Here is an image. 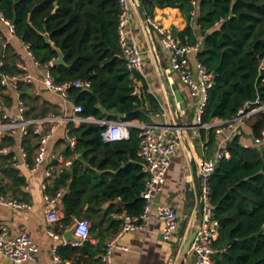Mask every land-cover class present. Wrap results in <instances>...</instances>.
<instances>
[{
	"label": "trees",
	"instance_id": "obj_1",
	"mask_svg": "<svg viewBox=\"0 0 264 264\" xmlns=\"http://www.w3.org/2000/svg\"><path fill=\"white\" fill-rule=\"evenodd\" d=\"M138 1L147 17L155 7L178 8L186 21L177 33L182 42L196 43L192 25L198 29L202 40L196 58L213 75L201 123L230 119L246 104L253 108L264 103V0H196L195 4L192 0ZM0 10L39 64L57 58L58 50L62 53L64 64L49 67L56 82L90 81L89 90L69 91L82 107L81 116L103 117L100 104L107 111L124 114V120L146 122L145 114L138 110L142 101L133 94V78L140 75L126 68L118 44V0H0ZM16 59L14 54L7 56L1 71L19 74ZM30 109L33 117L48 112L35 103ZM245 124L252 137L258 136L264 128V110L251 115ZM68 127L76 144L73 150L67 146L65 154L80 157H74L70 169L54 181L56 188L65 189L61 195L65 222L68 224L70 216L83 215L91 219L90 234L110 236L117 232L119 220L107 216L113 202L99 215L104 202L120 197L124 205L116 209L118 212L139 215L142 211L140 192L145 174L136 154L138 128L130 127L127 139L105 142L101 137L104 126L81 123ZM207 130L202 128L200 133L207 135V144L212 146L216 131ZM32 137L35 135L30 130L23 141L26 149L36 147ZM122 149L132 161L110 176V181H106L110 173L97 175L91 169L93 165L114 167L119 160H127ZM226 149L229 157L220 159L209 177L208 201L219 226L213 261L264 264V150L244 146L240 134L232 137ZM97 152L103 155L97 157ZM104 222L110 230L102 234ZM104 247L102 241L93 245L86 240L80 246H60L58 253L71 264H100L94 258Z\"/></svg>",
	"mask_w": 264,
	"mask_h": 264
},
{
	"label": "crops",
	"instance_id": "obj_2",
	"mask_svg": "<svg viewBox=\"0 0 264 264\" xmlns=\"http://www.w3.org/2000/svg\"><path fill=\"white\" fill-rule=\"evenodd\" d=\"M150 17H152L155 22L161 24L165 29L171 31L175 36H177V33L183 30L186 25V21L181 12L175 7H155ZM192 27L200 46L202 38L196 26L192 25ZM131 30L142 54L141 70L131 71L140 75L139 78H133L132 82L134 86L133 94L138 95L142 101L138 110L145 114L146 123H158L171 126L172 128L170 127V131L182 133L184 137L183 145L180 146L173 155L162 191L155 197L153 203V210L156 206L163 204L175 207L179 220L175 235L171 240H164L160 235L162 221L158 219L155 214H151L145 226L125 232L118 238V244L122 246V248L113 249L111 264H178L181 245L183 244L185 236L191 229L196 215L197 201L193 183L192 162H195L197 171L198 162L201 159L214 155L217 151L218 143L226 136L228 131L216 133L214 144L212 146L207 144V135L202 137L200 128L196 127L195 124V115L199 99L192 97L188 88L180 81L178 75L169 71L170 53L162 48L158 35L153 32L154 37L152 36V38L162 73L159 71L157 62L151 51L150 40L146 33L144 23L139 17L135 7L131 14ZM4 42L6 43L5 60L10 54L16 55L17 59L15 65L20 70L19 74L27 72L31 74L33 78L30 83H20L22 84L21 88H18V94L26 105L25 117L30 119L40 117L32 116L33 112L30 108L33 103L37 104L39 107H46L48 109L46 115L43 116L74 115V106L77 104L74 99L70 96V99L65 101L57 93L49 91L44 87L42 83L43 66L41 64L37 65L33 58L34 56L31 57L28 54L24 45L25 42L16 35H12L8 28L0 22V51L2 50V44ZM197 51L189 57L191 64L197 59ZM166 82L167 84H175L177 92L183 98L185 108L183 111L178 110L177 112V118L183 125L181 128L175 126L176 116L171 111ZM22 94L24 95L22 96ZM16 96L17 92L13 90L10 84L3 92L2 90L0 91V101L6 107H11L13 113L17 112ZM108 113H110V115L105 114L101 118L119 119L112 115L116 112L108 111ZM132 121L138 122V120ZM69 124L73 126L79 125L74 122H63L57 125L53 136L47 143L44 161L34 171H31L27 165L32 164L36 155V136L35 138L32 137L36 147L33 149L25 148V163H22L19 167H15L11 159L13 155H17L18 161L22 162V157L18 156L16 148L10 149L8 153L0 155V193L17 197L27 203V207L24 210H15L7 206H0V229L5 228L11 236L22 233L28 235L33 239L38 249L35 260L23 264H49L53 246L60 247L66 244L75 246L71 242L66 243L63 239V234L73 225L75 219L87 218L83 215L78 217L70 216V220L68 224H66V216L61 201V195L65 192V189L62 186L56 188L54 182L64 171L70 169L74 157H80V155L76 153L73 155L65 154V148L69 146L67 142V136L70 135ZM206 131L208 132L207 129ZM241 131L242 143L244 145H250L252 135L249 126L247 124L242 125ZM2 143H12V137L2 139ZM70 148L73 150L74 147ZM122 150L126 151L127 160H119L114 167H97V165H93L91 169L97 175L105 172L110 173L108 180H106L110 181V176L116 174L120 168H123L127 163L132 161L128 155V151L126 149ZM136 154L139 157L138 149ZM53 155H60L64 159L69 160L70 163L64 164L59 162L53 158ZM95 155L98 157L103 154L97 152ZM49 167H52L53 175L51 177H46L45 171ZM44 184L45 187H43ZM58 192H60L61 195L56 199L53 207L58 210L59 220L49 225L45 219L44 195L47 194L54 197ZM58 200H60V202H58ZM110 202H113L115 206L107 216L119 220V215L126 212L125 210L120 212L116 210L118 207L123 208L124 205L120 197L104 202L101 206L99 215L105 212ZM87 219L91 226V219ZM120 224L121 221L119 220L118 230ZM48 228H51L55 233L59 234V237L53 238L48 235ZM106 230L108 231L110 228H107V222H104L102 225V234H104ZM114 234L102 237L89 233L88 241L93 245H97L102 241L105 246L108 239ZM100 255L101 253L97 254L94 259L97 258L100 264H102ZM193 260L194 255L188 249L180 264H193ZM62 263L71 264V261L64 259ZM0 264L15 263L0 254Z\"/></svg>",
	"mask_w": 264,
	"mask_h": 264
},
{
	"label": "built area",
	"instance_id": "obj_3",
	"mask_svg": "<svg viewBox=\"0 0 264 264\" xmlns=\"http://www.w3.org/2000/svg\"><path fill=\"white\" fill-rule=\"evenodd\" d=\"M195 3L196 0H192V4ZM118 5L120 9L117 25L119 48L125 59L126 68L129 71H140L142 68V54L131 30V14L135 5L132 0H118ZM192 14L194 15V13ZM0 22L15 36L14 24L3 15L1 10ZM145 22L148 24L150 30H153L158 35L162 48L170 53L169 71L178 75L180 81L188 88L192 97L199 99L195 115L196 127L200 129L214 128L216 133L228 131L226 136L218 143L217 151L214 155L201 159L197 164V176L203 201L202 220L196 235L189 245V250L194 255L193 264H214L213 254L215 253V248L213 247V242L217 239L219 226L218 222L213 218L212 208L208 201L209 177L213 173L218 161L229 157L226 144L234 135L241 133V126L245 124L247 118L254 113L264 110V103L253 108L246 104L244 108L238 111L236 116L230 119H215L209 123H201V114L207 99V92L213 82V75L197 59L193 64L190 62V55L195 53L199 48L198 42L194 44L182 42L171 31L155 22L152 17L146 16ZM185 39H187L186 36H184ZM24 45L28 54L33 57L29 45L27 43H24ZM5 47L6 43L4 42L0 51V87L3 92L10 84L13 90L17 92V112L13 113L11 107H6L0 101V155L6 154L10 149L16 148L18 156L22 157V162L18 161L17 155H13L11 159L15 167H19L22 163H25L26 150L23 141L31 130L37 137V151L32 164L27 166H29L31 171H34L44 161L47 143L60 123H93L104 126V129L101 131V137L105 142L127 139L129 137V128L136 127L138 128V155L141 160L142 172L145 174L144 187L140 194L143 199L142 211L139 215H130L126 212L119 215V220L121 221L120 228L106 242L105 248L100 255V260L102 264H111L113 249L122 248L118 244V238L125 232L145 226L151 214H155L162 221L160 231L162 239L171 240L178 229L179 217L177 210L168 204L158 205L153 210V203L155 197L162 191L175 151L183 145L180 133L170 131L171 126L158 123L133 122L121 118L84 117L80 115L82 111L80 104L74 106L75 114L72 116L50 115L32 119L26 118L24 115L26 105L18 94V88L20 83H30L33 78L27 72L10 74L1 71L5 61ZM35 63L40 65L36 60ZM42 66V83L44 87L49 91L57 93L65 101L70 99L69 91L71 89H90V81L86 79L76 78L56 82L49 70V67L52 66L51 61ZM8 137H12V143L3 144L2 139ZM67 142L70 147H74L76 138L68 135ZM244 146H253L259 150H264V128L258 136L252 137L250 145ZM53 158L64 164L70 163L69 160L64 159L60 155H53ZM52 175V167H49L45 171V176L51 177ZM43 187H45V184ZM60 195V192L56 193L54 197L47 194L44 195L45 219L49 225L59 220L58 210L53 207V204ZM0 206L24 210L27 207V203L17 197L0 193ZM89 227L90 222L88 219H75L73 222V236L76 238V241L71 243L75 246H80L84 241L88 240ZM47 233L53 238L59 237V234L55 233L51 228L47 229ZM37 250L36 244L28 235L22 233L11 236L5 228L0 229V254L7 257L13 263L23 264L33 262ZM49 264H62L57 246H53L51 249Z\"/></svg>",
	"mask_w": 264,
	"mask_h": 264
},
{
	"label": "water",
	"instance_id": "obj_4",
	"mask_svg": "<svg viewBox=\"0 0 264 264\" xmlns=\"http://www.w3.org/2000/svg\"><path fill=\"white\" fill-rule=\"evenodd\" d=\"M132 1L135 5V8L137 10L139 17L141 18L142 22L144 23L146 33H147L149 40H150L151 51L153 53V56L155 57L159 71L161 72V68H160L159 63H158V58H157L156 49H155V45L153 42L151 30H150L148 24L145 22L146 15H145L143 9L141 8L139 1L138 0H132ZM63 64H64V61H63L62 53L58 50V57L51 61V65L56 66V65H63ZM166 87H167V92L169 95V103H170L171 111L176 116V125L175 126L181 128L183 125L180 122V120L177 118V112H178V110L183 111L185 108L184 103H183V98L177 92L175 84H167V82H166ZM83 90H89V89L85 88ZM97 106L103 113H105L106 115H110V113H108V111L105 110L100 104H98ZM112 115L116 116L118 118H123L122 113H114ZM180 135L182 137V140H184L182 133H180ZM192 171H193L194 190H195L196 201H197L196 215H195L194 223H193L191 229L189 230V232L187 233V235L185 236L183 244L181 245V248L179 251L178 264L181 263L182 258L184 257L185 253L189 249V245H190L191 241L193 240L194 236L196 235V233L198 231V227H199L201 220H202L203 201L201 199V193H200V187H199L195 162H192ZM58 202H60V200H58ZM63 239L65 242L76 241V238L73 236V225L65 231V233L63 234Z\"/></svg>",
	"mask_w": 264,
	"mask_h": 264
},
{
	"label": "rangeland",
	"instance_id": "obj_5",
	"mask_svg": "<svg viewBox=\"0 0 264 264\" xmlns=\"http://www.w3.org/2000/svg\"><path fill=\"white\" fill-rule=\"evenodd\" d=\"M242 132V131H241Z\"/></svg>",
	"mask_w": 264,
	"mask_h": 264
}]
</instances>
